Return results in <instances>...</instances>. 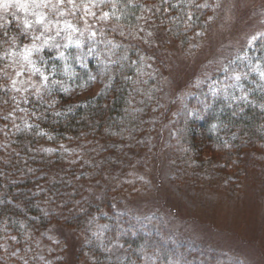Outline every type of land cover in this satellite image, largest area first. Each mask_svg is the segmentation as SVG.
Returning <instances> with one entry per match:
<instances>
[{"label": "trees", "instance_id": "obj_1", "mask_svg": "<svg viewBox=\"0 0 264 264\" xmlns=\"http://www.w3.org/2000/svg\"><path fill=\"white\" fill-rule=\"evenodd\" d=\"M63 5L68 6L66 10L70 7L68 13L75 22L86 11L70 3ZM94 11V23L71 39L93 40L99 45L101 60L107 65L94 63L93 68L95 74L103 72L105 77L102 91L91 105L71 112L57 105L62 114L47 113L34 126L14 128L16 115L9 114L12 105L5 97L9 80L2 73L7 59L19 48L11 43L13 33L18 34L20 46L29 37L19 34L15 22L7 29L0 27V104H4L0 106V264H15L14 251L23 246L24 255L32 250L25 264H65L62 249L49 262L37 252L36 237L54 226L85 236L87 246L78 255L86 254L91 264H196L188 245L139 223L132 216L137 212L134 209L125 210L122 197L129 172L141 159L153 160L158 155L164 127L173 121L169 156L183 165V171L200 172L212 166L215 178L240 173L247 154L264 157V110L251 105L240 110L212 108L207 93L211 80L191 87L190 97L178 111L173 110L174 101L164 104L161 71L170 61L168 46L187 49L197 33L207 30L212 9L204 0H102ZM144 26H153V31L147 34ZM156 33L168 40L153 42ZM70 40L68 37L61 48H54L46 61L77 72L73 87L81 90L88 83L90 88L94 73L73 69L68 62L70 50L77 47L67 46ZM60 53H65L64 59ZM191 108L197 110V116L186 118L185 110ZM5 111L11 116L8 120ZM194 127L203 129L201 143L194 139ZM229 136L230 142L225 143L223 139ZM106 221L104 231L101 227L97 234L98 224ZM26 242L31 243L27 250ZM114 245L123 252L119 259L111 253Z\"/></svg>", "mask_w": 264, "mask_h": 264}, {"label": "rangeland", "instance_id": "obj_2", "mask_svg": "<svg viewBox=\"0 0 264 264\" xmlns=\"http://www.w3.org/2000/svg\"><path fill=\"white\" fill-rule=\"evenodd\" d=\"M101 1L20 0L25 3L43 2L62 6L70 3L71 6H79L86 11L81 15V19L75 22L71 18L72 13H68L71 11L70 7L68 11L65 9L68 22L64 23L63 18H60V23L54 27L49 26L48 32L42 38L44 46L39 51L30 50L29 58L37 61L33 70L42 69L48 77L47 80H44L39 73L32 75L30 71H23L16 76V70L8 67L7 71L16 80V85L13 87L12 80L8 79V89L5 90L8 93L5 96L6 102L12 105V108L7 110L9 114L16 115L14 120L17 126L14 128L40 124L47 113L54 114L48 102L53 97L58 99L57 95L64 94L55 89L49 93L47 85L51 84L52 80L66 79L64 76L51 74L53 67L60 71L65 66L57 67L49 64L50 62L46 61L49 58L48 54L54 48H61L68 37L69 40L77 38L79 30L84 29L88 23L93 24L96 17L94 8L99 7ZM204 3L212 9V18L207 30L197 33L196 40L187 49H180L176 44L171 43L168 46L170 61L165 69L160 70L164 87L162 92L164 104L168 106L174 101L173 110L178 111L184 101L190 97L191 87L200 86L203 82L211 80L207 93L209 106L212 108L232 107L240 110L246 105H251L264 110V75H262L264 73V6H262L264 0H204ZM78 22L82 25L73 26ZM145 28L148 34L154 27L144 26ZM153 34L152 32V36ZM32 39L34 38H29L27 43H31ZM153 40L155 43H160L168 39L164 34L156 33ZM71 42L67 46H77L79 43L76 50H70L68 54L71 67L90 69L94 73L91 78L94 77L95 82H90L93 88H87L88 83H84L83 88L79 87L82 88L81 93L94 90L91 96L93 100L102 91L101 83L105 79L103 72L95 74L93 68L94 63L97 66L104 64V60H101L103 57L97 49L99 45L93 40ZM17 51L19 48L15 52ZM89 53L91 55H88ZM103 54L107 56L104 52ZM62 55L65 56V53ZM14 57L15 54L7 59L8 64L15 62ZM98 59L100 63H97ZM85 63L87 68L82 67ZM140 69L136 70V76L139 78ZM191 73L194 75L188 80ZM22 80L33 86L27 87V84L21 83ZM185 80H188L187 84L177 89L176 82L184 84ZM140 81L138 80L136 84ZM40 83L45 87L38 91L35 85ZM72 83L73 81L69 80V84ZM25 87H27L26 91ZM2 105L4 104H0ZM55 111L61 110L56 107ZM4 113L7 114L4 116L5 120L11 118L7 111ZM177 113L174 115L175 118L179 115ZM172 122L164 127V138L157 145L160 151L158 155L153 160L141 159V163L131 168L130 181L137 186H133V183L126 184L128 191L125 189L126 193L122 197L125 210L134 209L137 212H132V216L136 221L147 224L157 232L165 233L173 241L188 245V252L192 254L191 257L196 264H237L241 258H246L250 264H264V157L247 154L245 161L240 165V173H228L217 178L213 177L215 173L212 172L214 168L212 166L209 167L211 171L208 169H200V172L183 171V165L178 161L172 163L173 158L169 156L172 150L168 145L173 142L168 140L174 134ZM200 131L203 129L194 127L192 130V134H196L194 139L198 143L203 141V134ZM7 137L8 133L5 134L4 139ZM231 138V136L226 137L223 141L229 143ZM165 145L168 147L164 152ZM183 172L184 175H181ZM130 173L134 175L146 173L153 181L152 186L143 185V181L135 180L134 175ZM229 177L231 179L225 184L224 181ZM131 189L136 190L131 191ZM108 222L98 224L99 229L96 233L100 234L101 227L104 231ZM85 240V236L80 232L54 226L37 236L35 244L39 257L48 262L49 259L58 256L62 249L65 264H91L86 254L78 255L79 249L87 246ZM13 243H17V239L14 238ZM26 243L27 250L29 242ZM22 248H16L14 251V255L18 258L15 264H25L29 261L32 250L29 249L27 255H24L25 248ZM20 249H22L21 256H19ZM111 253L116 259H119L120 255L123 256L118 245L113 246Z\"/></svg>", "mask_w": 264, "mask_h": 264}, {"label": "clouds", "instance_id": "obj_3", "mask_svg": "<svg viewBox=\"0 0 264 264\" xmlns=\"http://www.w3.org/2000/svg\"><path fill=\"white\" fill-rule=\"evenodd\" d=\"M264 6V5H262ZM67 5H60V4H46V3H25L20 2V0H0V27L7 29L10 23L15 22L16 28L18 29L19 34L27 35L29 38L32 39L31 43H26L22 47L18 44L19 36L15 32L11 36V43L14 47H19V51L15 52L14 63L12 64H5V71L4 76L7 77L9 80H12V86L16 85V80L13 79V76L6 70L8 67H12L16 70V76H19L23 71H30L32 75H39L44 79L47 80V76L40 68H35L33 70L34 65L37 63L36 60L30 59V55H28V50L31 51H39L40 48L44 46L42 42V38L48 32L49 26H55L56 24L60 23V18H63L64 23L68 22V16L65 9ZM79 7V6H77ZM54 38V37H53ZM39 42V47H38ZM13 49H7L6 52H12ZM28 55V58L25 59V56ZM88 55H91L89 53ZM61 59H64L62 54H59ZM43 59V57H40ZM101 61L98 59L97 63ZM103 63L107 65V62L104 60ZM82 67L87 68V64L85 63ZM53 75H61L66 77L64 80H52L51 84L47 85V89L49 93L52 92L53 89L63 93V98L57 99V97H53L48 103L49 107L53 109L55 115H60L61 113L55 111L56 106L59 105L60 107H67L68 111L71 112L76 108L84 106L85 103L91 105L92 100L91 96L93 95V91H84L80 92V90L76 87H73V84H69V80L74 81L78 75L77 72L74 70H70L69 67L66 65L63 70L58 71L55 67L52 69ZM113 71L108 73L109 78H111ZM170 75V73H168ZM194 73H191L188 77V80H191V76ZM46 78V79H45ZM94 79V77H93ZM188 80H185L184 84L176 82L177 89L185 86ZM22 84H27V87H32L31 83H27L26 81L22 80ZM39 91L40 88L45 87L43 83L35 85ZM7 87V85H5ZM25 87V91L27 90ZM82 87V86H81ZM187 115L186 118H191L196 116L197 110L195 108L186 109L185 110ZM175 115V113H173ZM174 163V162H172ZM130 175H134L130 173ZM135 180L143 181V185L151 187L153 181L150 180L147 174L143 175H134ZM229 177L227 180L224 181L225 184L228 183L230 180ZM129 183H133V181H129ZM139 190V189H138ZM237 264H250V262L246 258H241Z\"/></svg>", "mask_w": 264, "mask_h": 264}, {"label": "snow or ice", "instance_id": "obj_4", "mask_svg": "<svg viewBox=\"0 0 264 264\" xmlns=\"http://www.w3.org/2000/svg\"><path fill=\"white\" fill-rule=\"evenodd\" d=\"M77 46H79L78 44H77ZM31 54V51L30 50H28V55H30ZM28 55H26L25 56V59H27L28 58ZM262 75H264V73H262ZM46 79V78H45Z\"/></svg>", "mask_w": 264, "mask_h": 264}]
</instances>
